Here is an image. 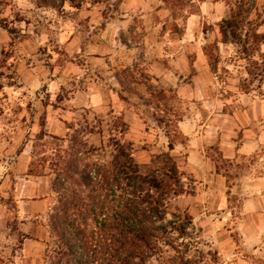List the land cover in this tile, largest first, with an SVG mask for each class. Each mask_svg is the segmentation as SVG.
Segmentation results:
<instances>
[{"label": "rangeland", "instance_id": "obj_1", "mask_svg": "<svg viewBox=\"0 0 264 264\" xmlns=\"http://www.w3.org/2000/svg\"><path fill=\"white\" fill-rule=\"evenodd\" d=\"M27 3L35 4L31 0H27ZM65 4L59 10L35 4L42 14H47L46 18L59 19L48 18V24H44L37 18L34 24L32 17L26 14L33 12V9L25 6L17 10L12 0H0V16L11 11L16 22H23L26 27L32 28L31 32L22 34L9 26L6 16L0 19V29L3 30L0 31V92H3V96H0V118L6 120L8 127L16 126L12 127L15 136L10 140L12 134L9 133V136H4V140L11 144L12 140L21 138L23 134L14 170L10 169L0 179V237L3 238L0 243L7 241L5 247L15 249L12 256L17 253L20 255L12 260V256L0 249V264H9L10 260L12 264H46L44 254L47 248H44V243L51 241L47 212L56 202L55 194L49 188L53 174V166L49 161L56 154L63 153L71 132L68 126H73L68 119L69 109L62 106V102L49 104L40 100L39 105H36L29 101L26 106H21L15 104L4 89L16 91L24 87L25 77L37 70L38 64L49 73L56 72L57 76L61 71H67L73 76L68 83L75 87L72 69L88 72L101 61L108 63L114 58L117 70H123L127 67V61L133 59L136 49H139L143 57L139 67L125 74L128 85L122 94L113 91L118 105L128 108V111L121 113L123 124L106 127L101 123L98 127H92L90 133H83L85 141L100 146L113 133H117L134 149L141 136L150 137L153 129L147 120L140 117L138 105L133 101L137 99V90L148 95L151 92L150 86L156 83L161 84L164 90L161 92L162 99L154 96V100L165 107H168L164 102L169 97L179 99L191 96L195 108L201 109L199 115L205 119H208L209 112L227 119L229 123L225 124L223 131L217 133V141L222 142L218 144L239 153L236 158L239 162L233 164L225 161L226 165L216 158H223L231 151L223 149L226 153L223 155L219 147L206 149L207 158L216 167L218 165L221 172L218 176L213 175L212 181L224 180L229 189L225 195L232 197L231 189L235 187L243 197L242 200L228 201L236 208V211L230 209L233 217L231 224H225L223 229L215 231L212 236L215 219L207 228L203 220L199 226L192 223L196 218L193 213L201 211L199 207L188 204L183 215L171 213L176 222L187 219L190 230L181 223L180 227H184V230L178 239L168 235L167 239L178 249L173 250L169 245L160 247L153 254L157 264H177L179 254L188 264H264V258L253 255L260 244L264 243V211L257 208L259 197L256 195L259 192L264 196V151L257 152L261 126H264V51H261L264 42L247 59L241 48V39L237 42L220 40L217 22L202 23L199 19H190L191 15H195L191 12L190 0H164L163 4L156 7L148 0H81L78 8L67 4L73 11H68ZM185 11L189 12V16L184 15ZM263 15L264 3L253 0L249 19ZM262 26L264 22L253 29L256 31ZM126 29L131 43L121 39ZM245 29L243 31L249 34L251 29ZM45 36L47 39H44ZM41 40L43 43H40ZM5 44L6 48L3 47ZM230 44L233 48H229ZM52 52L62 58L57 60L56 65H51ZM254 56H259L260 60H254ZM250 59L255 64L250 63ZM184 69L194 75L190 85L185 83L181 86L183 77H176ZM149 74H154L151 80L148 79ZM173 80L178 88L175 94L169 91ZM61 90L65 91L63 84ZM197 95L204 97V100L198 102L195 98ZM72 96V92H66L62 99H71ZM229 101L230 104L226 103ZM203 103L208 104L207 110H203ZM12 104L15 106L9 107ZM171 110L175 111V107ZM9 112L11 116L6 115ZM25 112L27 115H24ZM196 118L191 117L189 124ZM229 131L235 133V136H228ZM226 136L227 140L224 139ZM232 145L236 146L235 149H232ZM26 147L32 156L31 162L23 155L22 150ZM132 155L137 153L132 152ZM139 156L144 158L145 153L141 151ZM229 168L236 171L229 174ZM223 174L227 177L224 178ZM207 189L208 184L205 183L204 190ZM197 191L194 187L191 194L183 192L175 197H186L191 201L195 199ZM175 197L166 201V210L171 211L170 201ZM44 198L43 202L35 201ZM176 208L179 212V205ZM219 214L216 211L204 213L206 216ZM30 220L31 234L26 235L22 242L28 238L36 239L37 242L28 240L27 245L17 249L14 241L29 226ZM206 236L208 239H205ZM257 239L258 243L252 242Z\"/></svg>", "mask_w": 264, "mask_h": 264}, {"label": "clouds", "instance_id": "obj_2", "mask_svg": "<svg viewBox=\"0 0 264 264\" xmlns=\"http://www.w3.org/2000/svg\"><path fill=\"white\" fill-rule=\"evenodd\" d=\"M148 2L153 7H156L163 4L164 0H148ZM12 3L17 10H21L25 6L33 9V12L26 14L32 17L34 24L37 18L42 20L44 24H48V18L59 19V17L46 18V13L42 14L39 9H36L35 4H28L27 0H12ZM40 3L42 7L45 6V0H40ZM261 3H264V0H261ZM229 7H235L231 0H215V3H213V0H190L191 12L195 13V15L190 16V19H199L202 23L222 22L225 19H231L228 14ZM65 8L68 11H73V9L68 8L67 4H65ZM21 14L25 15L24 12ZM165 15L169 14L165 13ZM184 15L189 16V12L185 11ZM5 16L9 20V26L17 29L20 33L32 31V28L26 27L23 22H16L11 11L4 12L0 19ZM0 31L3 30L0 29ZM256 31L258 35H264V26L259 27ZM44 39H47V36ZM121 39L131 43L128 39L127 29ZM40 43H43V40ZM3 47L6 48L7 45L5 44ZM133 47L135 49V45ZM229 48H233V46L230 44ZM49 51L51 52V48H49ZM261 51H264V46H262ZM44 59H47V57H44ZM58 59L62 58L58 57L57 53L52 52L51 65H56ZM142 59L139 49H136L133 59L127 61V67L123 70H117L114 58L108 63L101 61L98 66H94L88 72L72 69L71 71L75 77V87L68 83L69 80L73 79V76H70L67 71H61V74L57 76L56 72L49 73L47 69L42 68L38 64L37 70L28 73L25 77L24 87L16 91L5 88L4 92H8L15 104H20L21 106H26L29 101L35 102L36 105H39L40 100H44L49 104L62 102V106L67 107L70 112L68 119L73 125L72 136L77 143H83L82 151L91 152L94 149V145L85 142L84 130L89 126L98 127L101 123L106 127L123 124L121 113L128 111V108L118 105L113 96V91L121 94L125 91L128 85L125 74L137 69ZM253 59L259 61L260 57L254 56ZM152 75L154 74L148 75L149 80L152 79ZM193 75L194 73L184 69L176 79L183 77L181 86L185 83L190 85ZM246 75L247 73H245ZM62 84L65 91L61 90ZM172 84L173 86L169 91L175 94L178 92L175 80H173ZM150 87L151 92L148 95L137 90V99L133 103L138 105L140 117H143V120H147L148 125L153 129L151 136H141L137 140V147L130 150L128 143L119 134L113 133V143L119 142L118 147L114 148L105 159L92 156L88 160L90 165L88 167L78 164L74 177H78L81 182H84L83 177L87 175L89 177V182L87 183H95L99 179V171L110 166L119 177L117 182L127 193V198L143 208L145 214L144 218H142V223L144 224L143 234L146 236H154L158 230L162 229H167L173 236H177L179 234L177 229H179L181 223L188 228L187 219L176 222L171 214L183 215L185 206L188 204L201 209L199 213H193L196 217L195 221L192 222L194 225L199 226L201 220H203L205 222L204 226L207 228V225L213 219L216 220L213 225L212 236H214L215 231L223 229L225 224L230 225L233 220L231 211H236V208L229 204V199H243L235 187L231 189L232 197L225 195L229 189L222 179L219 182L212 181L216 166L207 158L206 149L219 147L223 151V145L218 144L217 133L223 131L225 124L229 123V121L211 112L208 113V119H205L203 115H199L201 109L195 108L191 96H184L179 99L169 97L164 102L168 107H165L164 104L154 100V96L164 90L162 85L153 83ZM66 92L73 93L71 99H62ZM24 93L27 95H23ZM38 94L39 98H37ZM0 96H3V92H0ZM195 98L198 102L204 100V97L199 95ZM126 99L128 98L126 97ZM226 103L230 104L231 102ZM15 104L9 105V107H14ZM173 106L175 111L171 110ZM202 107L203 110H207L209 106L207 103H203ZM220 107H223V105H220ZM6 115L11 116V112ZM24 115H27V112ZM194 116L198 118L194 119L192 124H189V119ZM213 116H215V119ZM12 127L16 126L13 125ZM12 127H8L6 120L0 118V179H3L10 169L14 170L19 159L17 151L20 150L23 134H21V138L12 140L11 144L4 140V136H9V133L12 134L9 136L10 140L12 136H15V133L12 132ZM261 127L262 134L257 141V152L264 151V126ZM228 136H235V133L229 131ZM227 138V136L224 137L225 140ZM231 147L235 149L236 146L232 145ZM141 151L145 153L144 158L139 156ZM243 151V149L240 150L241 153ZM22 152L27 161L31 162L32 156L29 148H24ZM132 152H136L137 155H132ZM238 155L239 153L231 151L223 159L228 163L234 164L239 162L236 159ZM121 166L125 172L122 176L120 175ZM128 168L132 169L133 175L127 174ZM235 171L234 168L227 169L229 174ZM174 175L185 190L192 191L195 187L198 191L195 199L191 201L186 197H175L170 201L171 211H168L164 208H159L158 202L162 199L164 192L168 190L170 177ZM194 178L196 180L195 185L193 184ZM71 179L72 177L68 175L54 177L58 188L66 186ZM205 183L208 184L207 190H204ZM256 195L259 197L257 208L264 211V204L261 203L264 202V196H261L259 192ZM176 205H179V212H177ZM153 209L156 210L153 211ZM213 211L220 214L218 216L204 215L205 212L212 213ZM47 217L50 229L56 232L57 235L63 236L64 224L68 218L67 204L58 201L54 210H48ZM31 224L32 221L30 220L29 226H26L20 232L18 238L14 241L15 248L23 247L21 242L26 235L31 234ZM2 239L0 237V240ZM205 239H208V236ZM245 242L249 243L248 241ZM252 242L258 243L259 240ZM46 243L49 246L48 257H50L46 258L47 264H65L63 252L56 247L59 241L56 243L47 241ZM6 244L7 241L0 243V249H4L9 256H12V252L15 249L6 248ZM103 247L107 248L108 245ZM154 250V245H151L150 248L142 249L139 253L127 248H118L115 261L112 260V257H104L103 255L99 257L93 255L88 259L89 264H157L156 257L152 254ZM205 251H208V249H205ZM73 252L77 256L80 255L78 249H73ZM19 255L20 253H17L16 256H12V260H16ZM253 255L264 258V243L260 244V247L256 249ZM190 258L188 257V259ZM12 260L9 261V264H12Z\"/></svg>", "mask_w": 264, "mask_h": 264}, {"label": "trees", "instance_id": "obj_3", "mask_svg": "<svg viewBox=\"0 0 264 264\" xmlns=\"http://www.w3.org/2000/svg\"><path fill=\"white\" fill-rule=\"evenodd\" d=\"M31 1L36 6L42 7L40 0ZM65 3L71 7L78 8L81 0H45V6L43 7L59 10ZM233 3L235 7L228 8V14L231 19L217 22L220 40L226 42L230 39L232 42H237L241 39L242 51L247 55L248 59V55L256 51L260 43L264 42V35H258L253 29L256 25L264 22V15L260 16V18L256 16L255 19H249L248 13L253 5V0H234ZM244 27L246 28L245 30L249 28L252 31L250 30L248 34L243 31ZM253 61V59H250V63L255 64ZM161 96L162 93L156 95V97H159L158 99H162ZM68 128L71 132L67 138V147L62 151V154H56L55 158L49 161L50 165L53 166L49 188L56 197L52 210L55 209L58 201L67 204L68 218L64 224L63 236L57 235L56 232L50 229L47 217V227L51 241L53 243L59 241L56 247L63 252L65 264H89L88 258L93 255L97 257L101 255L104 257L110 256L115 261L118 248H127L139 253L142 249L150 248L151 245H154L155 250L152 254H155L163 245H169L173 250H177L178 248L167 237L170 235V237L178 239L184 227L177 229L179 233L177 236H173L167 229L158 230L154 236L144 235V224L142 223V218L145 216L144 210L127 198V193L117 182L119 177L110 166L99 171V179L95 183H87L89 182L87 175L83 177L84 182H81L78 177H74L78 164L85 167L90 166L88 160L92 156L105 159L114 148L118 147L119 142L113 143L111 137L108 138L106 143L94 146L91 152H84L81 150L83 143H77L72 136L73 126L69 125ZM91 130L92 127L89 126L84 130V133H90ZM220 157L216 159H220L224 164L228 165ZM41 160L45 161V159ZM120 170V175H124L125 172L122 166ZM216 171L221 173L218 165ZM127 174L133 175L131 168L127 169ZM60 175H68L72 179L69 180L66 186L58 188L54 177ZM223 176L224 178L227 177L225 174ZM183 192L191 194L192 191L185 190L178 183L175 175L170 177L168 190L164 192L162 199L158 202V207L165 209V203L169 198L178 196ZM155 210L153 209V211ZM186 218L188 217L186 216ZM44 245V248H47L44 257L50 258L48 257L49 246L47 243H44ZM104 245H108V247L104 248ZM66 249L67 251H65ZM73 249H78L80 255H75ZM177 259V264H188L186 260L181 259L180 254L177 255Z\"/></svg>", "mask_w": 264, "mask_h": 264}, {"label": "crops", "instance_id": "obj_4", "mask_svg": "<svg viewBox=\"0 0 264 264\" xmlns=\"http://www.w3.org/2000/svg\"><path fill=\"white\" fill-rule=\"evenodd\" d=\"M218 142L220 143L221 141H218ZM221 143H222V142H221ZM224 147H226V146H223V149H224L225 151H227V152L232 151L231 149L229 150L228 148H224ZM224 150L222 151V152H223V155L226 154ZM212 162H213V161H212ZM213 175L218 176L219 173H217V171H215V173H214ZM223 181H224V180H223ZM258 181H259V180H258ZM37 184H38V182H36V187H37ZM45 199H46V198H44V199H39V200L36 199L35 201H36V202H39V201H42V202H43V201H45ZM35 201H34V202H35ZM28 240H30V242L32 241V242H34V243L37 242L36 239L31 240L30 238H28V239H26V240H24V241L22 242L23 247L25 246V244L27 245V243H28L27 241H28ZM23 247H21V248H23Z\"/></svg>", "mask_w": 264, "mask_h": 264}]
</instances>
